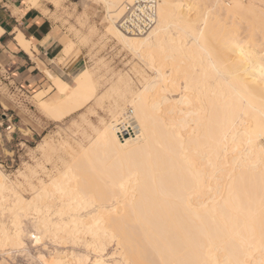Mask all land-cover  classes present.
I'll list each match as a JSON object with an SVG mask.
<instances>
[{
	"label": "bare ground",
	"instance_id": "obj_1",
	"mask_svg": "<svg viewBox=\"0 0 264 264\" xmlns=\"http://www.w3.org/2000/svg\"><path fill=\"white\" fill-rule=\"evenodd\" d=\"M103 1L153 74L120 76L112 120L31 198L0 166V251L27 250L28 218L34 246L81 243L90 264H264V0H140L130 15L135 0ZM97 92L86 67L41 104L61 118ZM64 250L39 261L86 264Z\"/></svg>",
	"mask_w": 264,
	"mask_h": 264
},
{
	"label": "rangeland",
	"instance_id": "obj_2",
	"mask_svg": "<svg viewBox=\"0 0 264 264\" xmlns=\"http://www.w3.org/2000/svg\"><path fill=\"white\" fill-rule=\"evenodd\" d=\"M52 1L57 9L60 10L59 13L61 17L64 15L74 17L76 24L82 30L81 39L88 47L89 61L86 67L93 72V79L98 87V97H96L98 99L95 98L71 113L61 118H56L46 110L41 104L42 102L38 104L35 97V95L44 88L42 86L43 82H38L35 88L31 91V96L28 97L30 102H28V105H23V107L28 115L24 121H26L27 125L32 129L33 137L26 141L28 136L22 134L23 141L25 142L15 145L21 140V137L16 135L17 139L14 141V145H9L10 153L7 152V154H4V152L0 150V166L2 170L10 176L13 182L18 183V191L20 190L22 195L27 198L33 196V186H41L40 180L44 179L43 181H46L45 183L50 182V176L54 175V170L63 168L61 167L63 166V159L65 161H70L79 154L78 152L81 150L80 146L87 143L88 139L86 138V135L89 132H92L94 127H105L112 120L117 112L115 109L117 95H114V93L110 94V91L113 86L120 83V76H128L132 82L137 84L147 74H153L151 71L152 69H149V67L146 66L147 64L141 58L136 57L137 55L132 51L125 49L118 44V42L113 39L111 33L108 32L109 30L107 31L111 25V21L107 18L108 12L103 0H77L78 6L74 5V8L72 9L67 7L66 0ZM202 3L204 5H202ZM205 4L204 1L201 2L202 7H206L207 4ZM211 17H213V15ZM214 17L215 19L213 22H219L218 24L220 25V22H223V24L225 23L223 19L218 16L216 17L215 15ZM218 18L221 21H217ZM215 25L217 26V24ZM222 26L223 25H221V27ZM73 28L76 29L75 27ZM144 73L145 75H143ZM69 83L73 85V80H70ZM175 93L176 92H174V96L176 97L177 93ZM48 94L49 93L46 92L44 96L47 97ZM103 95L105 96L104 99L99 100L100 96ZM111 95L113 96L111 97ZM2 114L3 112L1 111L0 116ZM6 126L8 125L4 124L3 126H0V129L3 130L7 128ZM43 145L45 149L40 147ZM54 147L56 149L53 150ZM38 163H40V165ZM28 167L35 168L37 172H35V174L32 173L34 175H31V172L29 171L30 168ZM25 171L28 174L30 172L26 179L23 175L19 174V172ZM30 184H35L31 185L33 189L30 188ZM26 219H24L25 228L27 230L29 229L28 231L31 233H34L35 230H33V227L31 226L32 224ZM30 232L26 233L27 235L25 234V241L30 250L27 248V250L16 251L11 250L8 247L9 250L7 251H11L10 254L7 255V253L4 254L0 251V261L4 260V263L7 262L5 264H41L39 258L43 253L49 257L51 253L61 250V248H64V251L67 253L74 252V254L78 253L87 257L88 260L86 264H90L89 261L92 260L93 253L90 252V250H86L84 244L80 243L79 245H73L72 243H67L56 245L48 243L46 247L39 248V245L34 246L35 242H32L31 238V240L29 239V235L31 236Z\"/></svg>",
	"mask_w": 264,
	"mask_h": 264
},
{
	"label": "crops",
	"instance_id": "obj_3",
	"mask_svg": "<svg viewBox=\"0 0 264 264\" xmlns=\"http://www.w3.org/2000/svg\"><path fill=\"white\" fill-rule=\"evenodd\" d=\"M32 2L0 0V126L8 125L0 129V150L4 154L10 153L9 145H14L16 135L21 140L15 145L25 142L22 134L28 136L26 141L33 137L24 121L28 115L23 105L30 102L28 97L38 82L44 87L35 95L38 104L58 102L68 93L72 85L69 81H75L89 61L88 47L74 17H61L52 0ZM66 4L69 9L78 6L77 0H66Z\"/></svg>",
	"mask_w": 264,
	"mask_h": 264
},
{
	"label": "built area",
	"instance_id": "obj_4",
	"mask_svg": "<svg viewBox=\"0 0 264 264\" xmlns=\"http://www.w3.org/2000/svg\"><path fill=\"white\" fill-rule=\"evenodd\" d=\"M138 1H140V0H135L134 3H132V4H130V5L127 6V10H126L127 11V15L132 14V12H134L137 9V6L139 4ZM152 1H157V0H152ZM155 4H156V2L151 3V5H155ZM121 26L124 27V28H126V26H124V24H121ZM142 32H144V31H142ZM26 93H28V91Z\"/></svg>",
	"mask_w": 264,
	"mask_h": 264
}]
</instances>
